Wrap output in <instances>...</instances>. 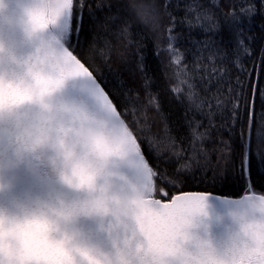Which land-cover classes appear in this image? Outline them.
I'll use <instances>...</instances> for the list:
<instances>
[{"label": "water", "instance_id": "95a60500", "mask_svg": "<svg viewBox=\"0 0 264 264\" xmlns=\"http://www.w3.org/2000/svg\"><path fill=\"white\" fill-rule=\"evenodd\" d=\"M28 7L0 4V264L264 262V199L150 197L89 69Z\"/></svg>", "mask_w": 264, "mask_h": 264}, {"label": "trees", "instance_id": "16d2710c", "mask_svg": "<svg viewBox=\"0 0 264 264\" xmlns=\"http://www.w3.org/2000/svg\"><path fill=\"white\" fill-rule=\"evenodd\" d=\"M164 2L88 0L97 17L107 14L109 5L113 6L112 13L118 15L115 5H121L126 6V12L134 18L127 26L117 20L115 24H108L106 30L97 25L99 34L96 43L100 48L107 45L110 50L111 59L107 64L99 65L106 82L123 94L121 99L131 113L130 118L135 120L137 134L146 142H151L155 152L159 153V160L155 163L159 165L161 177L160 181L152 180L151 197L170 201L183 192H212L231 197L255 195L264 199L261 195L264 192V171L258 170L256 156L252 157L251 179L245 189L244 182L239 179L238 155L240 134L246 131V105L251 107L254 103L257 114L264 110V101L257 96L253 102L250 96L248 76L252 73L251 80L255 83L259 74L261 88H264V62L261 59L264 16L254 18L248 33L255 37L250 45L251 55L246 56L241 50L239 64H234L230 59L210 55L208 51L197 52L188 41V21L195 24L197 13H186L185 9L193 0H168L167 10L162 7ZM229 4H234L239 14L241 8L247 7L248 0H226L221 3L217 14L229 11ZM96 5H103V10L98 11ZM141 5L155 9L153 20L145 22L139 16L137 8ZM169 14L175 18V25L170 22ZM207 15H212V12H207ZM88 16L89 9L84 8L85 35L81 37V44L85 47L87 33L92 27L87 22ZM200 21L204 27L209 26L204 12L200 13ZM124 27H127L126 33L121 31ZM173 27L175 31L170 34L168 30ZM65 28V31H60L61 39L88 68L81 54L68 47L69 21ZM192 34L198 38L204 35L199 27L194 28ZM169 42L173 44L171 50ZM141 50L146 56L145 62L152 79L147 90H141L137 99L134 89L138 81L133 84L129 69L135 71L133 54ZM88 51L86 49L85 53ZM157 51L159 56L154 55ZM125 61L128 63L125 64ZM237 79L243 83V89L236 84ZM120 80H127V86L120 87ZM130 88L133 91H129ZM237 104L241 120L236 122L235 128H231L229 113H236ZM258 149L264 152V145H258L253 138V153ZM167 193L171 195L170 200L161 197Z\"/></svg>", "mask_w": 264, "mask_h": 264}, {"label": "snow or ice", "instance_id": "6c2138e0", "mask_svg": "<svg viewBox=\"0 0 264 264\" xmlns=\"http://www.w3.org/2000/svg\"><path fill=\"white\" fill-rule=\"evenodd\" d=\"M226 0H193V3L186 7V13L196 12L195 24L188 21L189 34L188 41L196 49L197 52L208 51L210 55H218L225 60H231L234 64H239L240 53L243 50L244 55H251V43L255 39L253 35L248 34L253 27V20L257 15L264 16V0H248L246 8H241L240 13L235 11V5L229 4V11H220L217 14V10L221 8V3ZM3 0H0V4ZM103 5H96L98 11L103 10ZM109 12L103 17H97L94 15L88 0H29V7L27 14L29 16L30 23L37 28L47 27L50 23H56L58 20L67 16L69 21V27L71 29L68 37V47L73 49L74 52H79L84 59V63L90 69L85 75L93 78V83L98 86L102 91L106 110L109 115L114 117L123 123L125 133L118 146V151L123 157L134 163L139 168L145 170L153 181H160L161 171L158 163L159 153H156L154 146L151 142H146L141 139L136 131V123L134 119L130 118V111L127 105L122 101V93L117 88L113 87L110 82H106L104 73L101 71L99 65L107 64L111 59L110 50L105 45L104 48L97 46L96 37L99 34L97 25L100 28L107 29L108 24H115L119 20L120 24L128 25L129 21L133 20L132 16H129L126 12V6L115 5L118 15H114L111 11L112 5H109ZM162 7L167 10L169 7L168 0L162 4ZM179 8V3H177ZM84 8L89 9L88 23L91 24V31L87 33V46L81 44V37L85 35V19L83 17ZM155 9H151L148 6L141 5L137 8L139 16L145 20V22L153 20L152 13ZM211 11L212 15H207V12ZM205 13V20L209 23L208 27H204L200 21V13ZM170 16V22L175 25L176 20ZM127 17V19H125ZM215 18V19H214ZM184 21H181L183 23ZM222 22V23H221ZM139 27V25H138ZM201 28L203 31V37L198 38L192 34L194 28ZM261 29L264 31V24H261ZM122 32H127V27L121 29ZM169 33L175 31V28L168 30ZM171 41V36H169ZM173 44L169 42L168 48L171 50ZM88 49V53L85 50ZM231 51V56L229 52ZM262 62H264V48L261 49ZM133 66L135 71L129 69V78L136 84L134 89L137 99L141 90H147L151 83V77L148 72L146 64V56L143 51L135 52ZM154 55L159 56V52H154ZM128 62L125 61V64ZM138 74V75H137ZM249 76V91L250 96L254 102L255 98L259 96L261 101H264V88L260 85V75L257 74L255 83H252V73ZM227 83V81H226ZM120 87L127 86V80L118 81ZM236 84L243 89L244 85L237 79ZM133 91V89H129ZM231 92L232 90L229 89ZM242 94V93H241ZM149 103L151 101L149 100ZM219 103V102H218ZM231 120L230 127L235 128L236 122L241 120L239 115V105H236V113H229ZM246 131H242L240 134L239 142V179L244 182L245 189L250 182V172L252 168V157L256 156V166L258 170L264 171V152L259 149L253 153L252 140L255 138L258 145H264V110L259 114L255 112L254 103L251 107L246 105ZM230 135L233 133L230 132ZM254 190V186H253ZM212 195V194H206ZM264 195V192L261 193ZM164 200H170V193L163 194L161 196ZM217 199L222 201L230 200L227 197H221L216 195ZM264 264V262H261Z\"/></svg>", "mask_w": 264, "mask_h": 264}, {"label": "rangeland", "instance_id": "374dc122", "mask_svg": "<svg viewBox=\"0 0 264 264\" xmlns=\"http://www.w3.org/2000/svg\"><path fill=\"white\" fill-rule=\"evenodd\" d=\"M67 22H68V18H67V16L65 15V16H63V17H61L59 20H58V22H56L55 23V25L53 26V23H50L49 25H50V27H53V29L55 30V34H56V36L61 40V42L62 43H64L63 42V40L61 39V37H60V31L61 32H63V31H65V27H66V24H67ZM52 29V30H53ZM65 45V44H64ZM150 194H151V191H150ZM249 196V198H252V199H255V200H261V199H263V198H261V197H259V196H255V195H248ZM150 197H151V195H150Z\"/></svg>", "mask_w": 264, "mask_h": 264}]
</instances>
